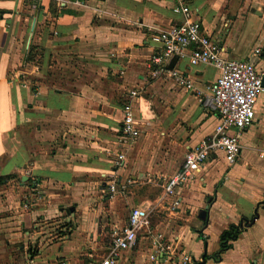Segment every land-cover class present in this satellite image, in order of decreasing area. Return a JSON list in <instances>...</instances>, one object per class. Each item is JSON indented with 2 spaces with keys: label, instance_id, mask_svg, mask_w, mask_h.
<instances>
[{
  "label": "crops",
  "instance_id": "1",
  "mask_svg": "<svg viewBox=\"0 0 264 264\" xmlns=\"http://www.w3.org/2000/svg\"><path fill=\"white\" fill-rule=\"evenodd\" d=\"M184 3L186 15L175 0H0V264L99 262L132 209L173 256L151 261L147 231L116 264H264V92L235 163L219 154L165 196L163 180L218 122L197 95L217 71L188 56L169 63L190 91L147 69L151 35L190 19L227 59L264 74V0ZM131 90L133 142L120 136ZM111 175L124 189L109 199ZM231 226L242 232L217 257Z\"/></svg>",
  "mask_w": 264,
  "mask_h": 264
},
{
  "label": "built area",
  "instance_id": "2",
  "mask_svg": "<svg viewBox=\"0 0 264 264\" xmlns=\"http://www.w3.org/2000/svg\"><path fill=\"white\" fill-rule=\"evenodd\" d=\"M175 1L176 10L186 15L188 8L184 0ZM150 41L158 49V53L152 55L147 64V69L153 76L168 75L192 91L190 81L178 72L168 70L169 63L188 56L190 65H210L217 71V77L206 88V94L197 95L202 107L217 115L218 122L211 135L200 140L194 149L186 153L178 171L163 180L164 194L169 196L176 188L192 181L203 166L217 155L221 154L229 166L235 163L241 152V133L256 121L257 100L264 92V74L258 72L248 61L227 59L223 45L204 35L200 24L190 19L157 29ZM254 54L258 55L259 50ZM138 95L136 90L129 91L121 107L120 136L124 141L133 142L140 135L133 111V103ZM122 161L123 155H117L114 166L118 167ZM123 189L115 175H111L106 186L109 199ZM149 227L148 214L140 209H132L126 224L111 233L107 256L92 264H116L119 254L136 248L138 237L148 232L151 261L172 257L173 251L163 234L148 231ZM178 264H188V258L178 255Z\"/></svg>",
  "mask_w": 264,
  "mask_h": 264
},
{
  "label": "trees",
  "instance_id": "3",
  "mask_svg": "<svg viewBox=\"0 0 264 264\" xmlns=\"http://www.w3.org/2000/svg\"><path fill=\"white\" fill-rule=\"evenodd\" d=\"M249 222L245 224L247 227ZM242 232V227L231 226L227 231H224L220 236V249L217 254V257L224 251L228 250L231 247V242L234 241L239 234Z\"/></svg>",
  "mask_w": 264,
  "mask_h": 264
},
{
  "label": "water",
  "instance_id": "4",
  "mask_svg": "<svg viewBox=\"0 0 264 264\" xmlns=\"http://www.w3.org/2000/svg\"><path fill=\"white\" fill-rule=\"evenodd\" d=\"M262 86L264 87V77H263V79H262Z\"/></svg>",
  "mask_w": 264,
  "mask_h": 264
}]
</instances>
